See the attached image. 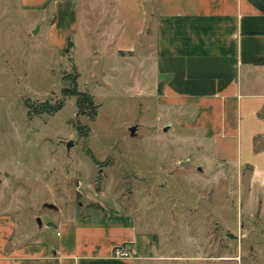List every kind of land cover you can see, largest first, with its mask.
I'll list each match as a JSON object with an SVG mask.
<instances>
[{"label": "rangeland", "instance_id": "obj_1", "mask_svg": "<svg viewBox=\"0 0 264 264\" xmlns=\"http://www.w3.org/2000/svg\"><path fill=\"white\" fill-rule=\"evenodd\" d=\"M74 2L78 32L61 51L35 11L0 0V192L31 206L56 201L69 215L95 208L75 191L93 179L184 256L178 263L264 264V191L253 195L250 171L210 161L196 131L164 117L155 89H137L139 62L115 45L116 0ZM154 66L139 77L158 88ZM68 74L99 104L96 117L78 115ZM44 102L63 107L39 111Z\"/></svg>", "mask_w": 264, "mask_h": 264}, {"label": "crops", "instance_id": "obj_2", "mask_svg": "<svg viewBox=\"0 0 264 264\" xmlns=\"http://www.w3.org/2000/svg\"><path fill=\"white\" fill-rule=\"evenodd\" d=\"M19 1L65 51L78 32L74 0ZM113 26L117 50L139 62L137 89H155L166 119L196 131L213 163L249 170L247 185L262 194L264 0H116ZM150 64L158 88L140 80ZM75 191L95 208L66 215L56 201L31 206L0 192V264H181L116 194L84 178ZM46 207L56 213L44 221ZM120 244L130 256L114 254Z\"/></svg>", "mask_w": 264, "mask_h": 264}, {"label": "trees", "instance_id": "obj_3", "mask_svg": "<svg viewBox=\"0 0 264 264\" xmlns=\"http://www.w3.org/2000/svg\"><path fill=\"white\" fill-rule=\"evenodd\" d=\"M65 51H67V48ZM68 78H71V80L74 82V87H66L64 88V92L68 95H75L77 97L78 115H87L90 118L96 117L99 104L94 101L93 96L89 92L81 91L77 88L76 75L68 74L65 79ZM62 107V102L54 107L51 104L44 102V105H42V108H40L39 111L52 113L60 110Z\"/></svg>", "mask_w": 264, "mask_h": 264}, {"label": "built area", "instance_id": "obj_4", "mask_svg": "<svg viewBox=\"0 0 264 264\" xmlns=\"http://www.w3.org/2000/svg\"><path fill=\"white\" fill-rule=\"evenodd\" d=\"M114 254L116 256H120V257H122V256H130L131 255L129 250H127L126 246L123 245V244H120V245H118V246H116L114 248Z\"/></svg>", "mask_w": 264, "mask_h": 264}]
</instances>
